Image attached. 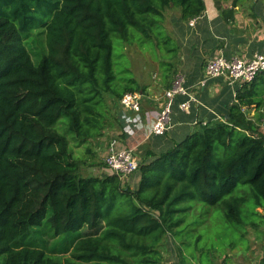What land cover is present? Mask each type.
<instances>
[{"label":"trees","instance_id":"16d2710c","mask_svg":"<svg viewBox=\"0 0 264 264\" xmlns=\"http://www.w3.org/2000/svg\"><path fill=\"white\" fill-rule=\"evenodd\" d=\"M176 10L189 21L205 0H0V264H166L170 238L202 264L264 239V73L222 120L147 151L133 182L83 174L93 143L122 129V97L146 92L128 47L159 52L172 86Z\"/></svg>","mask_w":264,"mask_h":264},{"label":"crops","instance_id":"0c3cea01","mask_svg":"<svg viewBox=\"0 0 264 264\" xmlns=\"http://www.w3.org/2000/svg\"><path fill=\"white\" fill-rule=\"evenodd\" d=\"M251 2L254 5L248 8L238 0H205V11L195 18L193 25L190 22L192 19L185 21L177 16L170 19L173 24L172 35L180 48L176 76L183 78L185 86L192 87L199 83L206 63L215 57L223 55L250 59L257 52L264 53V0ZM221 9L232 17L228 24L221 15ZM166 90L155 87L146 89L142 113L147 116L149 122L154 121L155 115L165 105ZM238 90L230 85L225 77L211 79L207 81L204 89L192 90L197 96V101L192 103L188 110L183 111L179 108L180 103L186 101L188 97H176L171 116L173 127L165 135L145 139L142 128H137L132 134L127 135L120 130L119 134L108 138L106 133L98 144L104 145L108 151L113 139H117L120 146H125L124 140L128 144L142 141L140 144V151L144 152L142 160L147 151L156 153L167 151L172 148L173 143L183 141L199 129L200 124L222 120L235 100ZM255 112L256 110H253L254 114ZM261 113H264V109ZM261 127L264 128V119Z\"/></svg>","mask_w":264,"mask_h":264},{"label":"built area","instance_id":"2783aa9c","mask_svg":"<svg viewBox=\"0 0 264 264\" xmlns=\"http://www.w3.org/2000/svg\"><path fill=\"white\" fill-rule=\"evenodd\" d=\"M190 22L193 25L195 18ZM261 73H264V53L257 52L250 59L223 55L215 57L206 63L202 79L196 85L187 87L184 85L182 77H175L172 86L165 91V105L155 115L152 122H149L147 116L142 113L143 94L127 93L120 101L122 114L120 119L123 125L121 131L124 135H127L132 134L137 128H142L145 139L155 135H165L173 127L171 116L176 97H188L186 101L179 105L181 110L186 111L192 103L197 101V96L192 93V90L194 88L204 89L207 81L225 77L230 85L241 89L244 84L252 82ZM202 124H205V122ZM105 163L111 173L117 175L122 182H127L131 176L138 172L140 167L135 149L120 146L117 139L111 141Z\"/></svg>","mask_w":264,"mask_h":264},{"label":"rangeland","instance_id":"374dc122","mask_svg":"<svg viewBox=\"0 0 264 264\" xmlns=\"http://www.w3.org/2000/svg\"><path fill=\"white\" fill-rule=\"evenodd\" d=\"M229 1V0H227ZM242 4H244L245 7H250L252 5L251 0H238ZM254 5V4H253ZM252 5V7H253ZM180 17L179 10L176 11H170L168 13L167 22H166V29L170 33V35L173 34V24L171 23L172 17ZM174 36V35H172ZM176 41V40H175ZM35 42H36V51H40L41 53H45V36L44 34L36 37L35 36ZM177 43V41H176ZM178 44V43H177ZM34 47V46H33ZM126 56L130 63V68L136 78V80L145 87H152L154 89H161L160 84L158 82L160 81V75H161V69H160V62L162 61L161 54L157 52V57L154 56V52L148 51L145 49H142L138 47V45L130 46L125 51ZM37 58L36 56H33ZM156 85V86H155ZM254 110V109H253ZM253 110H251V116H253ZM262 128V132H264V128ZM115 131L109 129L107 130V136L111 137L113 135L119 134L120 130ZM124 138V137H123ZM142 141H139L138 143H130L129 144L124 140V144L127 147L134 148L136 151V155L139 158V161H141L143 158V151H140V144ZM138 147V148H137ZM93 149L95 151V157L93 156L92 159H89L87 164L89 163L90 166L86 167L84 169L83 174L85 176H92V175H100L103 172H111V170L106 166L105 158L106 154L108 153L106 147L104 145H99L98 141L93 143ZM91 164H94L92 166ZM134 176V175H133ZM133 176L130 177V179L127 182H122L123 184L127 185L129 182H133ZM136 176V175H135ZM134 176V177H135ZM220 233V231H218ZM250 242H251V250L248 253H238L236 250H231L228 253L219 255V258H211V260H204L202 264H259L260 260L264 257V239L257 240V234L251 232L250 233ZM167 251L165 254V260L164 262L166 264H185L183 261V255L178 249V247L173 243V241L170 239L167 240Z\"/></svg>","mask_w":264,"mask_h":264}]
</instances>
